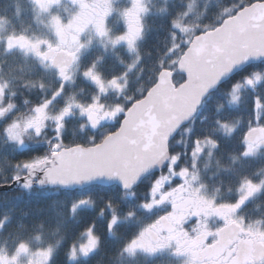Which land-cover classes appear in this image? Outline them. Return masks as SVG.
Masks as SVG:
<instances>
[{
    "label": "snow or ice",
    "instance_id": "snow-or-ice-1",
    "mask_svg": "<svg viewBox=\"0 0 264 264\" xmlns=\"http://www.w3.org/2000/svg\"><path fill=\"white\" fill-rule=\"evenodd\" d=\"M70 2L75 10L65 18L56 10L62 0H31L43 29L13 27L0 34V189L69 190L47 206L0 213V264H88L86 258L100 251L106 237L119 242L112 264L167 249L185 255L184 264H264V219L250 220L239 211L264 193V176H240L238 198L218 200L220 189L209 193L199 166L204 154V169L214 161L217 171L230 170L232 164L214 153L215 133L231 137L245 120L242 151L230 153V160L264 153V67L234 83L227 100L215 106L217 113L226 104L237 107L243 90H252L247 116H217L193 138L191 166L181 163L188 154L186 136L211 93L244 65L264 64V0L221 4L207 23L202 22L205 10L189 0L171 20L166 51L143 79L147 66L140 64V41L152 0H130L121 12L126 30L116 34L107 24L113 0ZM89 30L105 47L126 44L132 55L126 71L109 77L96 61L82 66V49L91 41L81 37ZM133 70L139 81L135 89L130 88ZM79 76L92 88L77 87ZM72 189L82 194L71 195ZM33 212L50 214L32 219ZM145 215L155 218L146 222ZM212 216L222 218L223 225L210 228ZM193 217L196 223L186 228ZM126 222L139 225L130 236L120 231Z\"/></svg>",
    "mask_w": 264,
    "mask_h": 264
},
{
    "label": "trees",
    "instance_id": "trees-1",
    "mask_svg": "<svg viewBox=\"0 0 264 264\" xmlns=\"http://www.w3.org/2000/svg\"><path fill=\"white\" fill-rule=\"evenodd\" d=\"M11 0H0V18L3 17H10L7 7V4H10ZM220 1V0H219ZM161 4L157 7L156 10V18L151 20L152 31L151 34L147 35V42L143 45L142 53V64L146 65L147 68L141 77L146 78L148 75V68H150L153 63L159 58L161 53L166 51L169 42L171 40L170 36V28H171V20L173 17L177 15L179 11L186 10L189 0H161ZM224 4L231 3L228 0H221ZM219 2H210L209 12L211 15L207 18L213 21V9L217 8ZM13 7L16 6V2H12ZM18 8V7H17ZM15 9V8H13ZM217 11V10H216ZM208 15V13H207ZM205 22V21H204ZM208 22V21H207ZM150 52V54H149ZM87 64H84L83 67H87ZM264 67L262 63H254L250 64L249 66L245 67L244 69L240 70L232 77H230L227 81L222 83L215 91L211 93V99H208L206 104L202 107L201 111L199 112L194 126V131L190 134H187L183 150L187 152V155L182 156L181 163H187L188 166H191L192 160L190 156V151L193 147L192 140L193 138L199 134L203 135L207 128H210L217 116L222 119L228 118V113L232 116L241 115L243 114L245 117L251 111L249 107L253 103V96L254 92L252 90H243L242 101L237 107L229 108L227 104L223 109L217 113L216 111V104L218 102H225L227 100V93L231 89V86L239 80H242L243 77L250 74L255 68ZM127 66H122L119 64H103L99 66V69L104 72L106 76H112L115 74H120L126 70ZM138 80L136 76L132 78L130 83V88L135 89ZM77 87H82L86 89L92 88V85L84 79L83 76H79L77 81ZM261 90L264 91V85L261 86ZM202 117H206L203 121L201 120ZM246 125V120L241 123L240 127L238 128L237 132L233 134L231 137H227L223 135L221 132H216V138L219 140V146L214 150V153L217 155L218 158H222V163L225 164H232V167L228 171L219 170L215 166V162L213 161L208 169H204L203 165L208 163L207 159L205 158L204 154H201L199 166L202 169V179L208 184V191L212 193L215 188H219L220 192L217 197H224L225 195H229L239 183V178L242 175H253L256 173V177H259L264 172V158L261 156H257L255 158H251L249 163L241 162H232L230 160V153H239L242 151L243 144L239 140L240 133L244 130ZM179 139V137L177 138ZM181 145H177L175 150H180ZM22 155V153H21ZM149 181H145V184L142 185V189L140 190V195H144V187L148 184ZM110 186H105V188ZM229 187H231V191H229ZM86 191H92L94 195L99 196L103 194V190L101 189H88ZM71 195H81L82 192L80 189L70 190ZM67 195H69V190H61L60 193H44L40 191H36L33 193H26L23 190H6L0 191V213L7 209H24V208H31L37 205H44L47 206L51 204L54 200L64 199ZM261 201L260 203L264 204V193L260 196ZM262 204H260L261 208ZM65 211L67 209L65 208ZM167 211H171L170 207ZM258 212L254 210V213ZM50 213H40L37 214L35 212L32 213V219H42L48 216ZM165 212H158L156 215H164ZM19 217V212H15L13 215V220L11 224H15L17 218ZM260 217V215H259ZM89 217L88 219H90ZM155 217L145 215L143 219L146 222H151V219ZM50 226V225H49ZM139 225L136 222H126L122 228L121 232L124 233L125 236L132 235L136 230H138ZM122 242V241H121ZM118 241L112 237H106L103 246L101 247L100 251L96 253L94 256H91L88 259V264H112L113 254L115 253ZM61 259H63V254H61ZM123 264H153V258L151 256H145L143 254H139L136 257H127L125 256L123 259Z\"/></svg>",
    "mask_w": 264,
    "mask_h": 264
},
{
    "label": "flooded vegetation",
    "instance_id": "flooded-vegetation-1",
    "mask_svg": "<svg viewBox=\"0 0 264 264\" xmlns=\"http://www.w3.org/2000/svg\"><path fill=\"white\" fill-rule=\"evenodd\" d=\"M17 3V9L20 11L19 13H16L17 15H14V7L12 5V2ZM156 0H152L151 4V11L146 17V22L148 27L146 28L145 36L140 41V49L142 52L143 45L147 42V35L151 34L152 31V25L151 20L156 18V10L157 5L155 3ZM221 1V0H220ZM231 2V0H228ZM66 5H62V15L67 18V16L70 14V12L74 11L75 8L71 4L70 0H62ZM114 2V11L110 14V16L107 18V24L111 28L112 33H120L126 30V24L124 22V19L121 15V12L123 8L129 6L130 0H113ZM7 7L10 9L8 10V13L10 17L8 19H12L14 23H18L19 21L22 22L23 29L32 32V31H39L43 29V25L40 24L36 18L35 13L32 10L29 9V7L26 6L25 0H11L10 4H7ZM31 7V5H30ZM41 20H45V18L41 17ZM17 25V24H16ZM33 26V27H32ZM32 27V28H31ZM82 41H91L87 45H89V49H87V45L84 49H82L81 54V64L82 66L84 64L90 65L94 61L98 62V67L103 64H119L122 66H127V62L132 59V55L129 54V51L127 49H124L126 47L125 43H121L118 46L113 47L110 43L107 44V47H105V42L101 40L100 37H98L94 31H86L84 34H82L81 37ZM238 198V193L235 191V189L227 196L224 197H217L218 200H228V201H234ZM260 199V198H259ZM250 201V200H249ZM248 201V202H249ZM246 202L242 209L246 211L244 214L245 216L249 215L247 213V210L256 207V205H252L251 203ZM245 207H248L247 209ZM262 207L264 208V204H262ZM259 217V216H258ZM260 219H264V215L260 217ZM223 221V220H222ZM221 219L217 216H212L208 218V225L211 228L212 225H220ZM196 223V218H191L186 224V228H191L192 225ZM224 223V221H223ZM221 224V226L223 225ZM220 227V226H219ZM153 264H184V261L187 259L185 255L175 254L172 249L164 250L157 255L153 256Z\"/></svg>",
    "mask_w": 264,
    "mask_h": 264
},
{
    "label": "rangeland",
    "instance_id": "rangeland-1",
    "mask_svg": "<svg viewBox=\"0 0 264 264\" xmlns=\"http://www.w3.org/2000/svg\"><path fill=\"white\" fill-rule=\"evenodd\" d=\"M169 1H171V0H169ZM219 2L218 3V6H217V8H216V10H215V8L213 9L214 11H213V20L215 19V16H216V14H218L219 13V11H220V6H221V4H223V5H226V4H224V3H222L221 1H219V0H197V5H196V7H197V9L198 10H205L204 11V16L202 17V22H204V23H207V21L208 22H210L211 21V19H210V21H209V19L207 18L208 16H210L211 15V12H209V8H213V7H209V3L210 2ZM25 3H26V6L27 7H29V9L30 10H32L33 9V5L31 4V0H25ZM155 3H156V5L157 6H159V4H161L162 2H161V0H156L155 1ZM30 5H31V7H30ZM62 5H66L64 2H62L61 3V5L60 6H58L57 7V11H59L60 13H62L63 11H62V9H61V6ZM17 3H16V6L14 7L15 9H14V15L16 16L17 14L16 13H19L20 11L17 9ZM207 13H208V15H207ZM9 17H3V18H0V25H2V29H3V31H0V34H5L7 31H10L13 27H15V28H17V29H19V30H25V29H23V24H22V22H18V23H14L13 21H12V19H8ZM43 18H45V20H46V17H43ZM17 24V25H16ZM33 27V26H32ZM31 27V28H32ZM24 28H25V26H24ZM118 46V45H117ZM90 47H89V45H87V49H89ZM124 49H127V47H124ZM141 50V49H140ZM130 54V53H129ZM131 60H129L128 62H130ZM127 62V63H128ZM140 64H142V60L140 61ZM126 70H127V68H126ZM125 70V71H126ZM131 76H132V78L133 77H135L136 76V70H133L132 71V73L130 74ZM258 156H261V158H264V153H261L260 155H258ZM241 160V162H247V163H249L250 161H251V158H241L240 159ZM239 160H237L236 162H238ZM261 176H264V172H263V174L261 175ZM258 178H260V176L259 177H257V179ZM262 194V193H261ZM261 194H259L256 198H254V199H251L248 203H251L252 205H256V207H252V208H250V209H248L247 210V213H249V215L247 216L246 215V218H248V219H260V217L262 216V215H264V210L261 208V206H260V204H262V203H260L259 201H261V199H259L260 198V196H261ZM246 209L248 208V207H245ZM254 210L255 211H258V212H255L254 213ZM240 211V213L241 214H244L246 211L244 210V208L242 209H240L239 210ZM245 215V214H244ZM260 215V217H258ZM218 218H220V217H218ZM221 219V222H220V225H212V227L211 228H217V227H219V226H221V224L223 223V219L222 218H220ZM151 257H153V256H151Z\"/></svg>",
    "mask_w": 264,
    "mask_h": 264
},
{
    "label": "water",
    "instance_id": "water-1",
    "mask_svg": "<svg viewBox=\"0 0 264 264\" xmlns=\"http://www.w3.org/2000/svg\"><path fill=\"white\" fill-rule=\"evenodd\" d=\"M254 63H259V62H251V63H249V64H246V65H244L243 67H241L240 69H238L237 71H235L234 73H232V74H230L229 76H228V78L227 79H225L224 81H222L221 83H220V85L222 84V83H224L225 81H227L230 77H232L234 74H236L237 72H239L240 70H242V69H244L245 67H247V66H249L250 64H254ZM219 85V86H220ZM218 86V87H219ZM217 87V88H218ZM216 90V89H215ZM214 90V91H215ZM105 186H110V185H105ZM6 190H11V189H0V191H6ZM72 190H74V189H72Z\"/></svg>",
    "mask_w": 264,
    "mask_h": 264
}]
</instances>
